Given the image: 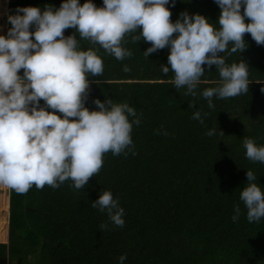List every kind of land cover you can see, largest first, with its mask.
Listing matches in <instances>:
<instances>
[{"label":"trees","instance_id":"trees-1","mask_svg":"<svg viewBox=\"0 0 264 264\" xmlns=\"http://www.w3.org/2000/svg\"><path fill=\"white\" fill-rule=\"evenodd\" d=\"M61 2L6 0L5 35L11 27L8 17L18 8L55 9ZM92 2L103 6V0ZM166 7L172 22L187 12L216 24L220 13L215 0H169ZM64 35L79 39L74 29ZM244 39L243 52L221 55L229 65L240 60L248 65V93L214 96V108L202 96L203 90L221 83L214 65L204 66L193 97L169 82L171 70L167 76L162 73L169 48L145 57L150 44L143 38L133 43L128 36L123 46L132 56L121 61L81 40L82 49H99L104 62L101 77H87L85 107L97 109L96 99L133 107L141 118L133 125L134 149L126 155L107 153L99 174L81 190L71 181L57 189L33 186L25 195L7 188L0 212V264H120L121 255L127 257L124 264H264V218L248 222L239 199L248 183L247 170L264 191V164L249 161L243 146L245 138L264 146V45H257L250 34ZM125 65L130 72L123 71ZM40 106L47 109L43 100ZM195 111L201 112L203 124L192 118ZM210 130L214 135L206 134ZM103 191H110L124 209L123 227L115 226L107 211L91 206ZM237 206L239 216L233 221Z\"/></svg>","mask_w":264,"mask_h":264},{"label":"clouds","instance_id":"clouds-1","mask_svg":"<svg viewBox=\"0 0 264 264\" xmlns=\"http://www.w3.org/2000/svg\"><path fill=\"white\" fill-rule=\"evenodd\" d=\"M168 3L103 0V6L97 7L92 0L83 4L62 0L59 8L24 7L9 15L11 27L6 36L0 35V185L20 195L33 186L57 189L68 181L81 190L99 174L107 153L126 155L134 149L133 125H139L141 118L133 107L111 99H96L95 110L85 107L90 87L87 77H101L104 62L99 49L84 50L81 40L121 61L132 56L123 46L128 36L133 43L143 38L150 44L143 52L145 57L169 48L162 73L167 76L171 70L169 82L177 90L186 88L185 95L193 97L204 66L211 69L214 65L221 83L202 92L209 108L215 107L214 96L228 99L248 93V65L243 60L229 65L221 53L243 52L245 34L264 45V0H215L220 8L218 27L203 15L189 16L187 12L172 22ZM32 26L34 31H30ZM67 29H74L79 39L65 36ZM123 71L131 68L125 65ZM41 100L51 111L40 106ZM192 118L204 122L200 111ZM206 134L212 136L214 130ZM243 146L249 161L264 164V146L251 138H245ZM246 177L248 183L239 199L246 207L248 222H259L264 218V191L253 171L247 170ZM91 206L107 211L115 226H124V209L110 191H103ZM235 211L233 221L238 219L239 206ZM99 228L107 230V224ZM126 258L121 255L120 264Z\"/></svg>","mask_w":264,"mask_h":264},{"label":"rangeland","instance_id":"rangeland-1","mask_svg":"<svg viewBox=\"0 0 264 264\" xmlns=\"http://www.w3.org/2000/svg\"><path fill=\"white\" fill-rule=\"evenodd\" d=\"M6 10V0H0V35H5V27L4 23L2 22L4 20V15ZM6 36V35H5ZM7 195V188L0 185V212L2 214V208L4 206V200ZM3 222L2 218H0V226L1 223Z\"/></svg>","mask_w":264,"mask_h":264},{"label":"crops","instance_id":"crops-1","mask_svg":"<svg viewBox=\"0 0 264 264\" xmlns=\"http://www.w3.org/2000/svg\"><path fill=\"white\" fill-rule=\"evenodd\" d=\"M4 27H5V25H4Z\"/></svg>","mask_w":264,"mask_h":264}]
</instances>
